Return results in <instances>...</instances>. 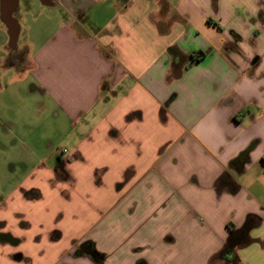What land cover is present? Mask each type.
Listing matches in <instances>:
<instances>
[{"label":"crops","instance_id":"obj_1","mask_svg":"<svg viewBox=\"0 0 264 264\" xmlns=\"http://www.w3.org/2000/svg\"><path fill=\"white\" fill-rule=\"evenodd\" d=\"M36 4L65 19L10 67L30 69L67 146L11 144L10 182L26 174L0 190V264H209L249 217L237 254L264 264V0H0V37ZM146 220L143 248H123Z\"/></svg>","mask_w":264,"mask_h":264},{"label":"rangeland","instance_id":"obj_2","mask_svg":"<svg viewBox=\"0 0 264 264\" xmlns=\"http://www.w3.org/2000/svg\"><path fill=\"white\" fill-rule=\"evenodd\" d=\"M65 19V14L62 10H57L53 8H45L40 4H36L32 16H28V21L22 19L21 21V33L18 39L17 47L19 51H25V48L32 50L34 48L32 42L36 44L41 43L44 39H47L59 26V23ZM0 37V110L1 107L8 109L15 117V126L12 121L6 123V128L3 129L2 126L5 125V118L0 111V190L3 189L5 183L3 181H9V189L17 184V182L24 178L26 172L22 168L21 164L15 165L16 174L18 178L15 181H11V170L13 167V162L15 163L14 154H11V144L19 146L21 143L25 146V151L29 154H35L37 156H45L48 151V145H42L40 150L33 147L31 142H29L31 136L38 138H47V142H51L55 149L65 148L67 143L62 141V138L55 133V130L66 131L68 127L66 125L59 124L54 125V121L50 117V112L45 113L41 109V104L43 99L40 97L39 93H32V86L34 85L33 79L30 75V69L25 66L16 68L10 67L14 63L7 62L9 53L5 54V50L9 47L10 37ZM18 126V127H17ZM21 126V127H20ZM55 129V130H54ZM37 132V133H36ZM52 137V138H51ZM46 140V139H45ZM46 143V142H45ZM31 155V156H32ZM36 162V161H35ZM246 179V176L242 181ZM1 194V191H0ZM0 195V203H1ZM143 224L139 231L132 232V236H129L123 243V248L134 253L132 249L143 248L140 246L143 242V238L147 237V220L142 221ZM130 229L134 226V222L127 224ZM138 227L140 225L136 224ZM124 224L121 225L123 228ZM123 248H121L123 250ZM147 253V250H144ZM127 252V251H125ZM122 251L121 258H128V255ZM21 264V263H19Z\"/></svg>","mask_w":264,"mask_h":264},{"label":"trees","instance_id":"obj_3","mask_svg":"<svg viewBox=\"0 0 264 264\" xmlns=\"http://www.w3.org/2000/svg\"><path fill=\"white\" fill-rule=\"evenodd\" d=\"M216 1V0H215ZM209 24H213V22L209 19ZM174 48L169 49V53L172 54ZM209 50L206 51H198L192 53L188 56L189 62L185 65V69L190 68L196 63L202 61L208 54ZM256 146V142L252 143L244 152H242L236 159L232 160L230 163L231 168H235L241 171L247 163L250 162V153L253 148ZM232 183L229 186L232 193L237 192L239 186L231 179L228 174H224L220 179V184ZM259 226L258 222H255V218L249 217L245 224L237 229L233 224L229 223V236L226 239L223 248L221 251L213 256L209 262V264H241L237 250L241 248H245L250 246L255 242L251 237V231Z\"/></svg>","mask_w":264,"mask_h":264},{"label":"water","instance_id":"obj_4","mask_svg":"<svg viewBox=\"0 0 264 264\" xmlns=\"http://www.w3.org/2000/svg\"><path fill=\"white\" fill-rule=\"evenodd\" d=\"M7 19H10V17H6ZM10 42L9 46L11 49H16L18 38H19V30L14 28V30L9 32Z\"/></svg>","mask_w":264,"mask_h":264},{"label":"flooded vegetation","instance_id":"obj_5","mask_svg":"<svg viewBox=\"0 0 264 264\" xmlns=\"http://www.w3.org/2000/svg\"><path fill=\"white\" fill-rule=\"evenodd\" d=\"M23 57H24L23 51H19V50L16 51V49L10 50L8 61L11 63H15L17 61H22Z\"/></svg>","mask_w":264,"mask_h":264}]
</instances>
